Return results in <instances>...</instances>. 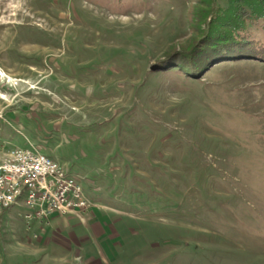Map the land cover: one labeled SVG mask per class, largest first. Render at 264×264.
Wrapping results in <instances>:
<instances>
[{"label": "rangeland", "instance_id": "1", "mask_svg": "<svg viewBox=\"0 0 264 264\" xmlns=\"http://www.w3.org/2000/svg\"><path fill=\"white\" fill-rule=\"evenodd\" d=\"M231 6L0 0V142L40 147L90 202L51 216L81 231L60 259L3 210L0 264H264V61L176 67Z\"/></svg>", "mask_w": 264, "mask_h": 264}, {"label": "built area", "instance_id": "2", "mask_svg": "<svg viewBox=\"0 0 264 264\" xmlns=\"http://www.w3.org/2000/svg\"><path fill=\"white\" fill-rule=\"evenodd\" d=\"M0 215L14 205L28 210L24 218L50 223L57 213L83 210L90 205L78 175L49 158L31 143L24 147L0 142Z\"/></svg>", "mask_w": 264, "mask_h": 264}, {"label": "trees", "instance_id": "3", "mask_svg": "<svg viewBox=\"0 0 264 264\" xmlns=\"http://www.w3.org/2000/svg\"><path fill=\"white\" fill-rule=\"evenodd\" d=\"M231 1V7L216 9L204 18H210L205 31L177 57L176 67L185 76L193 78L204 71L209 62L235 54L264 61V44L251 35L249 28L264 19V0Z\"/></svg>", "mask_w": 264, "mask_h": 264}, {"label": "crops", "instance_id": "4", "mask_svg": "<svg viewBox=\"0 0 264 264\" xmlns=\"http://www.w3.org/2000/svg\"><path fill=\"white\" fill-rule=\"evenodd\" d=\"M4 219H6L4 222L6 227L15 221V217L11 215L8 210L4 213ZM4 219L0 218V227L3 224ZM25 220H27L25 223L27 226V229L25 230V235H27L26 237L28 238L27 241H33V238H38L40 246L43 245L47 248L50 247L51 251L55 253L56 259H60L62 256L69 254V242H74L75 237H77V235L81 232L78 231L75 223L71 222V224L67 226V219L57 214L51 218V227H47L48 225H42L39 220ZM74 229L77 231V235L75 234V237L71 234ZM68 236H70V238ZM28 244L31 246V243ZM28 244L24 245V247H29Z\"/></svg>", "mask_w": 264, "mask_h": 264}]
</instances>
